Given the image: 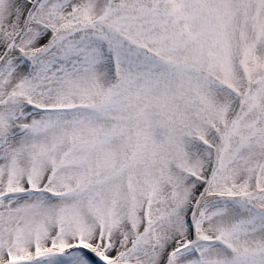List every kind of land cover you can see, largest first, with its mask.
<instances>
[{"label": "snow or ice", "instance_id": "1", "mask_svg": "<svg viewBox=\"0 0 264 264\" xmlns=\"http://www.w3.org/2000/svg\"><path fill=\"white\" fill-rule=\"evenodd\" d=\"M0 264H264V0H0Z\"/></svg>", "mask_w": 264, "mask_h": 264}]
</instances>
